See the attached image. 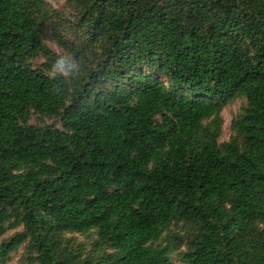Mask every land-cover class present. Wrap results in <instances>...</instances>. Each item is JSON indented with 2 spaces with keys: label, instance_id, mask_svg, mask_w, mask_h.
I'll return each mask as SVG.
<instances>
[{
  "label": "trees",
  "instance_id": "obj_1",
  "mask_svg": "<svg viewBox=\"0 0 264 264\" xmlns=\"http://www.w3.org/2000/svg\"><path fill=\"white\" fill-rule=\"evenodd\" d=\"M67 4L80 43L47 0H0V238L23 229L0 264H174L179 225L183 264H264V0ZM46 32L86 66L61 94Z\"/></svg>",
  "mask_w": 264,
  "mask_h": 264
},
{
  "label": "rangeland",
  "instance_id": "obj_2",
  "mask_svg": "<svg viewBox=\"0 0 264 264\" xmlns=\"http://www.w3.org/2000/svg\"><path fill=\"white\" fill-rule=\"evenodd\" d=\"M47 1L50 4H52L54 8L62 12L70 23L68 24V27L66 29H61L62 33L66 37L80 43L81 41H79L78 39V37L80 36L74 33V28L72 27L78 24L77 18L72 8L67 4V0H47ZM53 30L54 27L52 25H48L49 34L52 33ZM49 34L47 32L44 34V42L46 43V45L58 56H68L65 50L54 39H52L51 35ZM46 62L47 60L43 56H39L37 59H35L32 62V67L35 69H42L43 65ZM89 62L91 63V60H89ZM48 74L51 75L50 72H48ZM245 106H246V100L244 98H238L237 100H235L234 102H232L231 104H229L224 108L222 112L223 128H222V137L220 139V142H228L231 139V137L234 134L232 130V123L234 119L239 114L242 113ZM31 124L37 126L52 125L59 129H62V125L59 119L40 117L36 115L32 118ZM22 230H23L22 228H19L17 230L9 231L5 236L0 238V241L3 242L5 240H8L15 233L20 232ZM188 235H189V230L185 228L183 225L173 227L171 231L168 233L169 238L167 240L169 244H171L172 247H174V245L179 246V249L171 254V259L174 264H183L180 260V253L186 251L187 248L186 243H187ZM70 238L72 239V245L74 246L75 250L77 248H82L83 253L85 255H87L92 250V241L94 236L88 238L82 235L67 234L66 239H70ZM25 259H26V249H25V245H23L20 247V249L17 252L11 255L8 264H25Z\"/></svg>",
  "mask_w": 264,
  "mask_h": 264
},
{
  "label": "clouds",
  "instance_id": "obj_3",
  "mask_svg": "<svg viewBox=\"0 0 264 264\" xmlns=\"http://www.w3.org/2000/svg\"><path fill=\"white\" fill-rule=\"evenodd\" d=\"M86 66L82 59L75 56H57L50 65V78L54 81L53 92L61 94L64 86L79 80L85 73Z\"/></svg>",
  "mask_w": 264,
  "mask_h": 264
}]
</instances>
